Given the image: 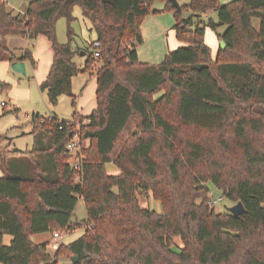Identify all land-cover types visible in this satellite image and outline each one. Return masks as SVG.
<instances>
[{
	"label": "trees",
	"instance_id": "obj_1",
	"mask_svg": "<svg viewBox=\"0 0 264 264\" xmlns=\"http://www.w3.org/2000/svg\"><path fill=\"white\" fill-rule=\"evenodd\" d=\"M29 2L16 16L0 0V63L35 68L31 51L18 55L7 39L44 37L53 58L39 89L49 105L66 96L75 110L72 79L95 73L96 109L86 118L74 111L68 121L33 114L34 151H1L0 264H47L48 244L31 237L79 228L82 236L59 245L52 264L59 256L70 264L74 257L76 264H264V0H188L180 11L168 0ZM157 2L161 11L152 9ZM76 6L95 36L82 65L75 62L81 50L72 49ZM183 11L190 16L183 19ZM160 12L172 13L183 46L159 64L139 63L140 25ZM61 19L64 45L56 37ZM220 27L225 48L212 60L204 34ZM76 131L88 146L74 169L66 147ZM26 156L35 163L31 177L7 169L10 159ZM106 165L119 173L108 174ZM209 183L244 213H216L207 204ZM138 192L151 193L163 213L141 208ZM78 198L86 220L74 225Z\"/></svg>",
	"mask_w": 264,
	"mask_h": 264
},
{
	"label": "rangeland",
	"instance_id": "obj_2",
	"mask_svg": "<svg viewBox=\"0 0 264 264\" xmlns=\"http://www.w3.org/2000/svg\"><path fill=\"white\" fill-rule=\"evenodd\" d=\"M7 2L8 10L16 16H23L26 12L29 1L30 0H4ZM233 0H219L222 4H227ZM179 6L182 7L188 4L187 0H178ZM161 7V3L157 2L152 5V9L155 10ZM73 16L75 17L76 21L71 25V28L74 34L77 36L76 43L78 46L81 47L82 44L89 40H93L94 34L90 31L91 26L88 22H84L82 17V12L79 7H74ZM190 16V13L183 11L181 13V17L183 19ZM210 17L214 22H217V17L215 13H210ZM254 26L257 28L258 20H253ZM225 28L220 27L215 32L210 28L205 30L204 34V42L211 50V58L212 60L215 59L217 50L219 48V41L217 38V33L222 34ZM56 37L57 42L61 45L67 43V25L65 20H60L56 23ZM179 43V42H178ZM166 45V41L164 42ZM183 46L180 43L176 48L171 51L176 50L177 48ZM8 47L10 49H18L16 50L19 54L20 52V45L18 44H9ZM38 49V59L40 60L39 68H41L42 59L45 55H47L46 46L44 43H39L37 45ZM76 58H79L76 57ZM75 58V60H76ZM80 63L83 64L85 60V56H80L79 59ZM159 62L153 63L152 65L159 64ZM81 64V65H82ZM80 65V64H79ZM99 67V66H98ZM98 67L95 66L94 70ZM41 70V69H39ZM8 78L10 82H6L10 85V88L7 92L0 93V154L1 151L8 150V148L12 150H20V151H34V146H36V142L34 141V136L30 133L31 130V118L32 115H39L41 117L47 118L50 117L52 114L56 115L57 119L60 121H68L71 119L73 112L75 111L72 107V100L69 97L62 96L59 98L58 104L56 107H51L47 101V97L45 94L40 92L39 85L37 84V76L36 73L31 74V72L26 76H20L17 74H13L12 71H9ZM93 75V74H92ZM91 75L89 73L80 74L77 78L73 81V95L76 96V102L79 99V87L82 88L80 85H84L83 83L89 81ZM92 82H89L91 84ZM23 86L20 87L19 86ZM25 88L27 91L22 93L19 89ZM91 92L90 90L87 91L85 96V102L88 105V102L91 100ZM161 95V94H160ZM158 95V97L160 96ZM4 105V107L2 106ZM87 121H83L82 124H85ZM212 134L203 133L200 135L201 139H206L208 136ZM5 137V139L3 138ZM214 138L213 136H211ZM80 154L79 148L78 152L73 153L71 158L68 160L71 165H74L77 161L76 156L82 158V148H86L88 146V142H82L80 139ZM34 157V156H33ZM31 156L23 157V160L20 159H10L7 165V169L13 173L21 172L25 176L31 177L33 173V166L35 168V163L31 162ZM34 159L36 161H41V157L39 155H35ZM106 171L110 175H117L119 171L113 165H106ZM210 195L209 198L211 200H218L222 198L220 202H217L214 206L216 213L219 214H229V208L235 206L237 203L229 201L221 196V194L214 188L213 185L210 183L207 184ZM138 204L141 208L147 209L152 211L156 214H162V206L161 203L154 200L151 196V193L142 194L138 192L137 195ZM86 220V210L83 201L78 198V203L75 208L74 216L71 219L72 224L79 223L81 221ZM72 225V228H75ZM83 229H74L71 231H58L61 238L53 239L51 234L44 233V234H37L40 236H32V242L34 244H48L47 246V254L49 255L51 262L47 264H52V261L55 257V251L51 248L54 242L58 243L59 245L68 246L69 244L73 243L77 239H79L83 234ZM175 244L181 248V243L178 238L174 239ZM54 262V261H53ZM39 264H46L41 262ZM58 264H70V259H66L64 256L58 257Z\"/></svg>",
	"mask_w": 264,
	"mask_h": 264
},
{
	"label": "crops",
	"instance_id": "obj_3",
	"mask_svg": "<svg viewBox=\"0 0 264 264\" xmlns=\"http://www.w3.org/2000/svg\"><path fill=\"white\" fill-rule=\"evenodd\" d=\"M176 2L178 3V0H176ZM178 5H179V3H178ZM163 8H164V4L161 3V7L157 8L155 10L161 11ZM61 20H63V19H61ZM174 24H175L174 18H173L172 13H170V12H160L158 14H152V15H149V16L144 18V20L142 21V23L140 25V33L142 36L143 43H142V45H140L136 48L137 58H138L139 63L153 64V63L159 62L160 60H163L164 57L171 50H173L178 45H180V43H178V41L176 40L175 32L172 30ZM76 38H77V36L75 35L74 43L72 45V49L73 50L80 49L81 52L88 50L89 41L85 42L80 47L76 43ZM94 38H95V36H94ZM165 41H166V45L164 44ZM7 43H8V45L9 44H11V45L12 44H18V45H20V50H24V49L28 48L31 51V55H32L33 60L36 63V67L33 68L29 62H22V63L24 64V67H25L26 76L30 72H31V74H34V72H35L36 76H37V84L40 86V84L46 79L48 72H49V69H50L51 64H52L53 54H52L50 43L48 42V40L45 39L44 37H38L34 42L30 43L25 38L10 36L7 39ZM39 43H44V45L46 46V51L48 53L42 59L41 68H39V64L41 62L38 59V49L39 48H37V45ZM14 50H18V49H14ZM84 54H85V52H84ZM79 59H80V54H79V58H76V60H75L77 65L82 64L79 62L80 61ZM11 66L12 65L9 64L8 62H1L0 63V93L7 92L10 88V85L6 82H10L8 75H10L9 71H12ZM39 69H41V70H39ZM12 73L23 76L21 74L15 73L13 71H12ZM90 75H91V77L89 78V81L83 83L84 85H80V86H82V88L79 87V99L77 102H76V96L73 95L75 98V105H76L75 112L79 116L84 117V118L88 117L91 114V112L96 109V99H95L96 76H95V73H93V75L92 74H90ZM26 76H23V77H26ZM75 78H77V76L72 79V92H73V81ZM89 82H92V83L89 84ZM3 85H7L8 89H5L3 87ZM19 86H20V84H19ZM20 87H23V86H20ZM19 90L22 93L26 92V95H27V91L25 88H20ZM88 90H90L92 95H91V100L88 102V105H86L87 103L84 100H85V96H86V93ZM2 106L4 107L3 104H2ZM51 116L57 118L56 115H54V114H52ZM31 130H32V126H31ZM31 130H30V133H31ZM7 151L9 153L11 152V150L9 148ZM3 176H4V171H3L2 166L0 164V178ZM35 236H40V235H35ZM31 239H32V237H31ZM3 240H4L5 244H9L11 237L6 235V236H4Z\"/></svg>",
	"mask_w": 264,
	"mask_h": 264
},
{
	"label": "built area",
	"instance_id": "obj_4",
	"mask_svg": "<svg viewBox=\"0 0 264 264\" xmlns=\"http://www.w3.org/2000/svg\"><path fill=\"white\" fill-rule=\"evenodd\" d=\"M188 1V0H187ZM99 47V43L98 42H94L93 43V49L95 50L94 51V57L95 58H98L99 57V53L97 52V48ZM80 135L79 133L76 131L71 139V141H69V143L67 144V147H66V150L68 152V155L70 156L71 158V155L73 153H76L78 152V148H79V154H80ZM83 158V157H82ZM81 157H78V155L76 156V163L73 165V168L76 169L78 167V164H80L81 160H82ZM222 200V198H219L218 200H210L207 204L208 206H214L217 202H220ZM53 239H60L61 236L59 233H54L52 235ZM51 248L56 251L58 249V243L57 242H54V244L51 246Z\"/></svg>",
	"mask_w": 264,
	"mask_h": 264
},
{
	"label": "water",
	"instance_id": "obj_5",
	"mask_svg": "<svg viewBox=\"0 0 264 264\" xmlns=\"http://www.w3.org/2000/svg\"><path fill=\"white\" fill-rule=\"evenodd\" d=\"M168 3L171 4V6L180 11V6L178 5V3L176 2V0H168ZM219 48L220 49H224L225 48V44L224 42L221 40L219 41ZM84 52H81L80 53V56H84ZM11 70L15 73H18V74H21L23 76H26V71H25V67H24V64L22 62H18V63H15L11 66ZM244 207L242 206V204L239 202L237 203L235 206L229 208V214L232 215L233 217H237L241 214L244 213ZM78 261V259L76 257L73 258V262L72 264H76Z\"/></svg>",
	"mask_w": 264,
	"mask_h": 264
}]
</instances>
